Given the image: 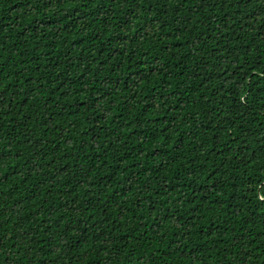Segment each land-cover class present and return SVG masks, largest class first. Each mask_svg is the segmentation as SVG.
I'll list each match as a JSON object with an SVG mask.
<instances>
[{
  "label": "trees",
  "instance_id": "1",
  "mask_svg": "<svg viewBox=\"0 0 264 264\" xmlns=\"http://www.w3.org/2000/svg\"><path fill=\"white\" fill-rule=\"evenodd\" d=\"M0 264H264V0H0Z\"/></svg>",
  "mask_w": 264,
  "mask_h": 264
}]
</instances>
